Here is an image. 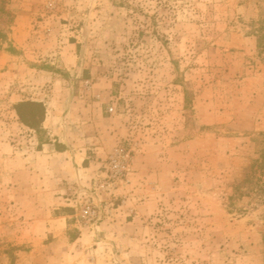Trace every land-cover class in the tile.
Segmentation results:
<instances>
[{"label": "rangeland", "instance_id": "1", "mask_svg": "<svg viewBox=\"0 0 264 264\" xmlns=\"http://www.w3.org/2000/svg\"><path fill=\"white\" fill-rule=\"evenodd\" d=\"M5 4L0 264H264V0Z\"/></svg>", "mask_w": 264, "mask_h": 264}, {"label": "trees", "instance_id": "2", "mask_svg": "<svg viewBox=\"0 0 264 264\" xmlns=\"http://www.w3.org/2000/svg\"><path fill=\"white\" fill-rule=\"evenodd\" d=\"M5 3L6 0H0V12L3 14H7ZM261 38L264 41V35ZM4 39L5 35L0 31V41ZM16 111L21 122L31 129L40 128L45 120L46 109L42 103L22 102L17 105ZM244 188L247 192L242 191ZM235 192L242 198L254 195L258 203L264 205V148L259 159L251 166L249 173L235 187Z\"/></svg>", "mask_w": 264, "mask_h": 264}, {"label": "built area", "instance_id": "3", "mask_svg": "<svg viewBox=\"0 0 264 264\" xmlns=\"http://www.w3.org/2000/svg\"><path fill=\"white\" fill-rule=\"evenodd\" d=\"M123 159L125 160L126 157H123ZM114 168L116 169V175L120 174L123 172V170H125V164L124 161H119L116 162V164L114 165Z\"/></svg>", "mask_w": 264, "mask_h": 264}, {"label": "crops", "instance_id": "4", "mask_svg": "<svg viewBox=\"0 0 264 264\" xmlns=\"http://www.w3.org/2000/svg\"><path fill=\"white\" fill-rule=\"evenodd\" d=\"M68 152H69V154H70V151H68ZM68 152H67V153H68ZM71 152H73V156H72V157H74V155H75L76 158H77V157H78V158H80V157L83 158V159H81L80 162L76 163V164H78L79 166H82V164H83V162H84V157L86 156L85 153H79V154L76 156L75 151L72 150ZM78 171H79V169H78Z\"/></svg>", "mask_w": 264, "mask_h": 264}]
</instances>
